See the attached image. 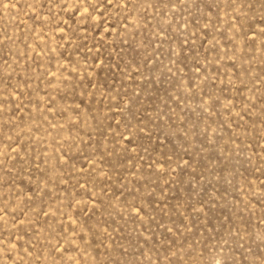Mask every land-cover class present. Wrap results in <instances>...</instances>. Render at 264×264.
Segmentation results:
<instances>
[{"label": "rangeland", "instance_id": "374dc122", "mask_svg": "<svg viewBox=\"0 0 264 264\" xmlns=\"http://www.w3.org/2000/svg\"><path fill=\"white\" fill-rule=\"evenodd\" d=\"M0 264H264V0H0Z\"/></svg>", "mask_w": 264, "mask_h": 264}]
</instances>
